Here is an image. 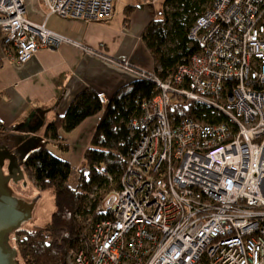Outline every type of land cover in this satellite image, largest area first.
Wrapping results in <instances>:
<instances>
[{"label": "built area", "instance_id": "built-area-1", "mask_svg": "<svg viewBox=\"0 0 264 264\" xmlns=\"http://www.w3.org/2000/svg\"><path fill=\"white\" fill-rule=\"evenodd\" d=\"M39 3L45 18L100 22L115 0H0L2 45L14 63L62 44L93 54L30 20ZM189 37L202 48L168 80L123 66L157 94L130 122L139 137L120 190L98 206L104 216L84 248L67 252L68 264H264V0H214ZM192 102L220 120L169 116L173 104Z\"/></svg>", "mask_w": 264, "mask_h": 264}, {"label": "trees", "instance_id": "trees-1", "mask_svg": "<svg viewBox=\"0 0 264 264\" xmlns=\"http://www.w3.org/2000/svg\"><path fill=\"white\" fill-rule=\"evenodd\" d=\"M213 2L164 1L158 15L149 21L140 36L152 61V73L168 80L179 66L188 64L201 50V39L193 40L189 33L196 19ZM133 9L131 5L124 7L126 23ZM156 94V85L140 78L120 87L106 102L94 90L85 88L74 96L64 115H57L46 125L45 140L26 153L21 165L24 174L40 191L52 190L55 210L46 226L14 232L15 248L24 264H68L67 252L85 247L92 225L104 216L97 212L98 206L107 194L121 188L126 158L139 137V132H132L130 122L142 115V105ZM168 112L175 121L197 118L214 123L220 120L210 108L196 102L187 106L173 104ZM99 113L101 117L83 153L84 166L78 169L73 186L70 163L54 156L47 144L51 140L60 150L67 151L68 144L62 134L71 133L87 118ZM13 129L0 121V136L8 135ZM58 231L64 234L59 235ZM57 240L63 243L61 250L53 248Z\"/></svg>", "mask_w": 264, "mask_h": 264}, {"label": "crops", "instance_id": "crops-1", "mask_svg": "<svg viewBox=\"0 0 264 264\" xmlns=\"http://www.w3.org/2000/svg\"><path fill=\"white\" fill-rule=\"evenodd\" d=\"M115 4L112 17L100 22L56 15L45 18L46 9L41 3L34 9L38 13L33 8L28 11L33 22L45 20L47 29L88 47L93 54L62 44L57 48H42L25 64H17L5 55L0 30V121L14 127L7 136L25 155L45 140L46 125L57 115H64L81 90L91 88L100 97L109 98L134 79L123 67L125 64L152 72V61L140 36L159 12L145 0H126L125 4L134 7L126 23L124 8L117 10ZM100 117L101 113L89 117L71 133L62 134L68 144L63 158L83 156Z\"/></svg>", "mask_w": 264, "mask_h": 264}, {"label": "water", "instance_id": "water-1", "mask_svg": "<svg viewBox=\"0 0 264 264\" xmlns=\"http://www.w3.org/2000/svg\"><path fill=\"white\" fill-rule=\"evenodd\" d=\"M11 151L12 148L0 146V264H24L15 248L14 232L46 226L55 210L54 194L52 190L37 191ZM9 180L13 184L22 182L12 186L16 197L6 186ZM25 197L32 199L27 201ZM9 237L13 248L7 245Z\"/></svg>", "mask_w": 264, "mask_h": 264}, {"label": "rangeland", "instance_id": "rangeland-1", "mask_svg": "<svg viewBox=\"0 0 264 264\" xmlns=\"http://www.w3.org/2000/svg\"><path fill=\"white\" fill-rule=\"evenodd\" d=\"M136 1H138V0H136ZM164 1L165 0H157V3L154 5V7H153V10L154 11H158V12H160V10H161V8H162V6H163V3H164ZM115 5H116V9L117 10H120V9H122V8H124V6L125 5H127V4H125L126 3V0H115ZM154 13H156V12H154ZM155 16V15H154ZM51 21H53V20H51ZM50 21V22H51ZM50 22H49V24H50ZM153 70V65H152V63L150 64V70ZM96 129V128H95ZM18 140H20L21 138H17ZM50 142L47 144V148L51 151V153L54 155V156H56V157H58L59 159H69V161H71V163L72 164H70L71 165V167H72V173H71V177H70V183H71V185H75L76 184V181H77V176H78V170L77 169H80L81 167H83L84 166V161H83V156H80L79 158H75V157H73V156H65V157H67V158H63V154H66V151L64 152V151H62V150H60L59 149V147L53 142V141H51V140H49ZM53 143V144H52ZM15 146H17L16 144H15ZM25 152H23V150H21V148H19V149H16L15 148V154L17 155V157H18V160H19V162H20V164H22V161H23V158H24V156H25V154H24ZM70 163V162H69ZM80 165L81 167H78L77 165ZM28 178V180L31 182V184L37 189V191H40L36 186H35V184L33 183V181L31 180V179H29V177H27ZM45 191V190H44ZM43 192V191H42ZM108 195V194H107ZM35 226H33V228H34ZM14 239H15V234H14ZM15 244H16V242H15Z\"/></svg>", "mask_w": 264, "mask_h": 264}, {"label": "flooded vegetation", "instance_id": "flooded-vegetation-1", "mask_svg": "<svg viewBox=\"0 0 264 264\" xmlns=\"http://www.w3.org/2000/svg\"><path fill=\"white\" fill-rule=\"evenodd\" d=\"M16 144V143H15ZM15 144L14 142L11 140V138H9L7 135L6 136H0V146L1 147H4V148H12V151L13 153H15ZM20 183L22 182H18L17 184H13L11 182V180L8 181L7 183V188L9 189V191L16 197V195L13 193V188L12 186L16 185L18 186ZM22 199V198H21ZM27 201L31 200L32 198H23ZM11 236V235H10ZM7 245L10 247V248H13V244H12V241H11V238L9 237V240L7 241Z\"/></svg>", "mask_w": 264, "mask_h": 264}]
</instances>
